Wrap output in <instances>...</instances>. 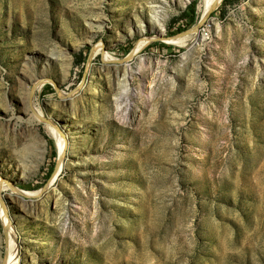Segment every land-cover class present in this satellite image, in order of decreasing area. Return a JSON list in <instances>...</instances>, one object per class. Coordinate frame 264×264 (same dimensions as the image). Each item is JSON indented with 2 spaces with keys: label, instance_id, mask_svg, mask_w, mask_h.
Listing matches in <instances>:
<instances>
[{
  "label": "rangeland",
  "instance_id": "1",
  "mask_svg": "<svg viewBox=\"0 0 264 264\" xmlns=\"http://www.w3.org/2000/svg\"><path fill=\"white\" fill-rule=\"evenodd\" d=\"M148 1L0 0V264H264V0Z\"/></svg>",
  "mask_w": 264,
  "mask_h": 264
},
{
  "label": "bare ground",
  "instance_id": "2",
  "mask_svg": "<svg viewBox=\"0 0 264 264\" xmlns=\"http://www.w3.org/2000/svg\"><path fill=\"white\" fill-rule=\"evenodd\" d=\"M221 0H205V3L203 5V13L204 15L206 13H208L210 10H213L216 8V6H218V4L220 3ZM164 1L163 0H149L147 3H148V9H149V12L151 14V18L158 24H161V21L164 19V9H163V3ZM209 15V14H208ZM207 15V16H208ZM205 16V17H207ZM161 32H162V29H159V31H157L156 33L158 35H161ZM169 38H166V40H168ZM186 39L183 38V37H180V38H172L170 40L167 41V43H172V44H176V45H181ZM142 61V60H141ZM126 69V67H125ZM124 91H127V79L128 77L124 76ZM129 103V102H128ZM129 107V105H128ZM128 109V108H127ZM51 133L55 136L56 138V141H57V145H58V149H59V154L60 156H62L64 150L66 149L67 145H68V140H67V135H63L61 136L60 134H58L57 132H55L54 130H51ZM4 189V185H3V182L0 181V193L1 191ZM9 254V252H8ZM4 264H14V260L13 258H9Z\"/></svg>",
  "mask_w": 264,
  "mask_h": 264
},
{
  "label": "water",
  "instance_id": "3",
  "mask_svg": "<svg viewBox=\"0 0 264 264\" xmlns=\"http://www.w3.org/2000/svg\"><path fill=\"white\" fill-rule=\"evenodd\" d=\"M206 17H201L195 28H198L205 22ZM161 39V38H160Z\"/></svg>",
  "mask_w": 264,
  "mask_h": 264
},
{
  "label": "trees",
  "instance_id": "4",
  "mask_svg": "<svg viewBox=\"0 0 264 264\" xmlns=\"http://www.w3.org/2000/svg\"><path fill=\"white\" fill-rule=\"evenodd\" d=\"M186 17V15H184V18ZM181 19H183V18H181Z\"/></svg>",
  "mask_w": 264,
  "mask_h": 264
}]
</instances>
